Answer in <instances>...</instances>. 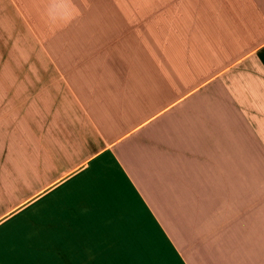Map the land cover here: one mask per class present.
Instances as JSON below:
<instances>
[{"label": "crops", "instance_id": "0c3cea01", "mask_svg": "<svg viewBox=\"0 0 264 264\" xmlns=\"http://www.w3.org/2000/svg\"><path fill=\"white\" fill-rule=\"evenodd\" d=\"M0 48L34 52L0 57V264H218L173 225L206 177L264 239V0H0Z\"/></svg>", "mask_w": 264, "mask_h": 264}, {"label": "rangeland", "instance_id": "374dc122", "mask_svg": "<svg viewBox=\"0 0 264 264\" xmlns=\"http://www.w3.org/2000/svg\"><path fill=\"white\" fill-rule=\"evenodd\" d=\"M21 50L0 48V57L34 54L30 49ZM207 179L204 191L173 192V225L177 238L181 240L183 234L184 242L190 246L199 242L201 260L203 257L216 259L218 264L264 262V239L255 238L259 236V225H256L258 228L250 226L244 218L245 202L250 200V195L238 190V178L236 181L221 177L220 183L214 186L212 177L210 181Z\"/></svg>", "mask_w": 264, "mask_h": 264}]
</instances>
